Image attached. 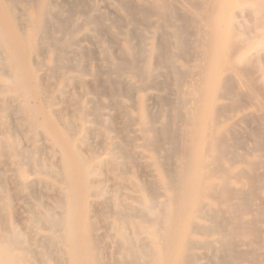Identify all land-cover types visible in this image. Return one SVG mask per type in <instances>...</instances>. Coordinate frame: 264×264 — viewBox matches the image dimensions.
<instances>
[{"label":"bare ground","instance_id":"1","mask_svg":"<svg viewBox=\"0 0 264 264\" xmlns=\"http://www.w3.org/2000/svg\"><path fill=\"white\" fill-rule=\"evenodd\" d=\"M112 5L0 0V264H264V0Z\"/></svg>","mask_w":264,"mask_h":264},{"label":"rangeland","instance_id":"2","mask_svg":"<svg viewBox=\"0 0 264 264\" xmlns=\"http://www.w3.org/2000/svg\"><path fill=\"white\" fill-rule=\"evenodd\" d=\"M89 1H91V0H89ZM98 0H92V2H96L97 4H98V6L99 7H101L100 9L101 10H103L104 12H110V13H113V1L114 0H99L98 2H97ZM106 4V5H105ZM103 8V9H102ZM108 8V9H107ZM111 9V10H110ZM233 9L234 10H236V12H238L237 11V8L236 7H233ZM110 10V11H109ZM239 13V12H238ZM150 105H152V101L150 100ZM154 104V103H153ZM152 107H154V106H152ZM249 129V128H248ZM207 260V258H204L203 260H201L202 261V263H204L205 261Z\"/></svg>","mask_w":264,"mask_h":264}]
</instances>
